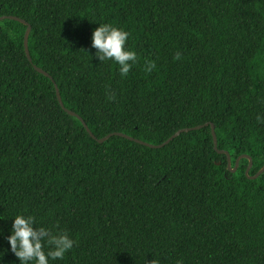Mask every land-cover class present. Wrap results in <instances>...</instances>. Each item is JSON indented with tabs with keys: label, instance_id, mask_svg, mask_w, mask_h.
Instances as JSON below:
<instances>
[{
	"label": "trees",
	"instance_id": "trees-1",
	"mask_svg": "<svg viewBox=\"0 0 264 264\" xmlns=\"http://www.w3.org/2000/svg\"><path fill=\"white\" fill-rule=\"evenodd\" d=\"M0 17L30 26L32 61L27 26L1 21L0 264H20L17 214L75 241L54 264H264V173L241 158L264 167V0H0ZM104 23L130 33L126 77L92 48ZM54 83L97 140L209 126L100 144Z\"/></svg>",
	"mask_w": 264,
	"mask_h": 264
},
{
	"label": "clouds",
	"instance_id": "clouds-1",
	"mask_svg": "<svg viewBox=\"0 0 264 264\" xmlns=\"http://www.w3.org/2000/svg\"><path fill=\"white\" fill-rule=\"evenodd\" d=\"M129 37V32L108 23L99 24L92 33V48L97 50L96 57L102 63L111 61L117 64L124 77L137 62L136 53L127 47ZM154 67V62H148V71ZM7 242L20 264H54L55 261H62L75 245L66 232L54 235L49 229L38 226L34 216L24 214H17L12 219Z\"/></svg>",
	"mask_w": 264,
	"mask_h": 264
},
{
	"label": "water",
	"instance_id": "water-1",
	"mask_svg": "<svg viewBox=\"0 0 264 264\" xmlns=\"http://www.w3.org/2000/svg\"><path fill=\"white\" fill-rule=\"evenodd\" d=\"M3 20H11V21L19 22V23H21V24L27 26V30H26L25 37H24V49H25V54H26V57H27L28 61H29L30 63H32V61H31V57H30V54H29V49H28V36H29L30 30H31L30 26H29L25 21H23V20H21V19H19V18H17V17H0V22L3 21ZM34 69H35V71H36L37 73H39V74H41V75L47 77L48 79H50V80L53 82L52 78H51L46 72H44L43 70H41V69H39V68H37V67H34ZM54 87H55L56 97H57V100H58V103H59L60 107H61V108H62V109L68 114V115H70L71 117H74V118L78 119V120L81 122L82 126L85 128L86 132L89 134V136H90L92 139L98 141V143H100V144H101V143H104L105 141H107V140H108L109 138H111L112 136H116V137H120V138L126 139V140L131 141V142H135V143H137V144L143 145V146L148 147V148H152V149H160V148H163L164 146L168 145L171 141H173L175 138L179 137L182 133H186V132H190V131H197V130H200V129L204 128V127H208V126H209V124H206V125H204V126L195 127V128H192V129H184V130H180V131H178L177 133H175V134H174L169 140H167L165 143H163L162 145H159V146H150V145H148V144H145V143H143V142H140V141H138V140H135V139H133V138H131V137H128V136H126V135H124V134H121V133H116V134H113V135H109V136H107V137H105V138H103V139H101V140H97V139L93 136V134L90 132V130L87 128V126H86V124L84 123V121H83L79 116H77L75 113H73V112H71V111H68V110H66V109L64 108L63 103H62V100H61V96H60V93H59V90H58L57 86L55 85V83H54ZM210 128H211V135H212V138H213L214 149H215V151H217L218 154H225V155L227 156L228 169L231 171V173H235V172L237 171L238 163H239V160H240L241 158H247V159L249 160V166H248V168H247V170H246V172H245V175H246V177H247L249 180H256L261 174L264 173V167H263V168L259 171V173H257L255 176H253V177H249V172H250V169H251V167H252V160H251L250 158L246 157V156H243V157L239 158V159L236 161V165H235V167H234L233 169H231V158H230L229 154L217 150V137H216V134H215V128H214L213 125H210Z\"/></svg>",
	"mask_w": 264,
	"mask_h": 264
}]
</instances>
